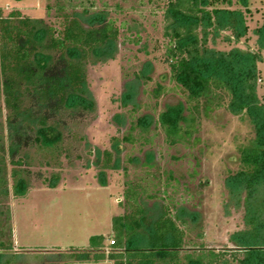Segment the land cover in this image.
Returning <instances> with one entry per match:
<instances>
[{"label":"trees","instance_id":"1","mask_svg":"<svg viewBox=\"0 0 264 264\" xmlns=\"http://www.w3.org/2000/svg\"><path fill=\"white\" fill-rule=\"evenodd\" d=\"M240 1L245 6V0ZM219 5L229 7L232 1H166L162 19L167 43L162 62L185 102L165 109L151 124L163 131L168 145L182 143L196 131L200 106L206 115L211 108L221 107L226 97V111L251 126L253 137L239 149V166L228 175L225 188V214L230 209L242 213V228L228 237L230 259L227 251L204 249L201 242L186 251L188 232L198 229L195 237L202 239L198 223L179 212L170 214L166 208L147 222L142 204L146 191L139 184L127 183L123 202L117 204L122 212L111 219L109 251L103 246L105 238L98 235L89 238L87 248L56 251L45 260L64 259L63 264H264V99L257 94L258 65L264 62V23L253 30L255 51L215 50L208 44L221 33H229L226 42H238L247 34L242 13ZM91 7L82 6L80 13L59 11L57 27L16 9L6 14L0 9V97L5 111V134L0 133V264H21L24 255L14 251L6 203L10 194L22 199L28 192L30 172L21 150L35 146L52 154L61 151L65 118L77 119L93 109L87 98V66L94 65L118 40V27L107 13L91 12ZM135 126L141 132L148 129L142 118L136 119ZM124 140L131 141L130 137ZM117 142L114 139L113 144ZM112 159L106 150L94 156L99 177L113 168Z\"/></svg>","mask_w":264,"mask_h":264},{"label":"rangeland","instance_id":"2","mask_svg":"<svg viewBox=\"0 0 264 264\" xmlns=\"http://www.w3.org/2000/svg\"><path fill=\"white\" fill-rule=\"evenodd\" d=\"M166 1L0 0L4 14L16 9L54 27L59 11L80 13L82 6L89 9L92 4L91 12L105 11L119 30L116 43L94 65L87 66V98L93 109L77 119L65 118L61 151L52 154L35 146L21 150L30 172L28 192L22 199L10 194L6 202L14 251L24 252L21 264H63L64 259L44 257H53L56 251L87 248L89 238L98 235L105 238L103 246L109 251L111 219L122 212L117 204L123 202L127 183L139 184L146 191L142 204L147 222L166 208L170 214L179 212L198 223L202 239L195 237L198 229L188 232L186 251L201 242L204 249L227 251L229 258L232 246L228 237L242 228V213L230 209L225 214L227 177L237 170L238 151L252 139L253 130L246 120L226 111V97L221 107L211 108L206 115L200 106L196 131L182 143L168 145L163 131L151 124L165 109L185 102L162 62L167 43L162 19ZM231 1L229 7H218L240 11L247 34L238 42H226L224 37L229 33L223 32L208 47L255 51L253 30L264 23V0H245V6L240 0ZM261 57L264 59V50ZM258 69L257 94L264 99V62ZM158 86L161 89L155 96ZM4 116L0 97L3 135ZM138 118L148 125L146 132L135 126ZM127 137L130 142L124 140ZM114 139L118 141L115 145ZM105 150L112 154L113 168L99 177L93 159ZM49 183L53 187L47 186Z\"/></svg>","mask_w":264,"mask_h":264},{"label":"built area","instance_id":"3","mask_svg":"<svg viewBox=\"0 0 264 264\" xmlns=\"http://www.w3.org/2000/svg\"><path fill=\"white\" fill-rule=\"evenodd\" d=\"M108 244H109V245H112V244H113V241H112V240H109V241H108Z\"/></svg>","mask_w":264,"mask_h":264}]
</instances>
